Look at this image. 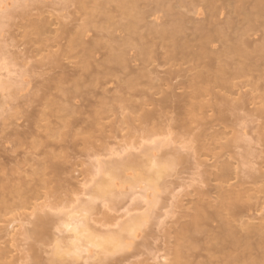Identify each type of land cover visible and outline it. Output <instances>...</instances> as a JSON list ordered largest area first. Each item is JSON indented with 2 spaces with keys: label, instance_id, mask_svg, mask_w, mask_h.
Listing matches in <instances>:
<instances>
[{
  "label": "rangeland",
  "instance_id": "1",
  "mask_svg": "<svg viewBox=\"0 0 264 264\" xmlns=\"http://www.w3.org/2000/svg\"><path fill=\"white\" fill-rule=\"evenodd\" d=\"M165 1L157 0V5L156 0H129L146 8L145 22H152V17L160 14L168 19L167 15L174 12L189 19L180 34L174 33L173 23L168 22L156 33L142 26L126 36L128 45L120 50L127 53L130 61L124 70L108 62L107 47H93L90 67L81 63L88 59L84 50L98 38L97 33L107 38L114 27L120 28L111 23L126 24L130 19L117 1L98 0L95 4L92 0H0V199H5L7 205L0 204V252L6 255L0 263L31 264L28 258L34 252L41 262L51 264L172 262L177 227L174 222L184 209L194 206L198 192L207 188L203 184L205 166L200 167L196 161H206L214 172L217 158L214 153L198 151L192 137L183 136L177 129L171 136H151L152 126L142 125L140 117L161 109L152 102L160 99L163 92L181 96L190 92L188 87H176L181 77L171 79L167 72L189 70L197 64L201 69L206 63L211 65L207 73L212 78L205 84L202 97L209 108L193 114L168 108L161 114L162 120L174 118V124L185 121L196 127L204 118L200 114L206 111L205 118L215 121L213 130L222 133L218 143L226 145L215 153L221 154L233 170L231 180L228 178L224 186H240L247 190L244 200L250 196V204L259 202L256 210L243 215L235 226L241 230L242 222L254 226L264 223V10L257 7L264 0H246L242 12L218 0L219 6L228 9L225 16L216 24L211 20L202 23L209 33L216 28L225 33L206 43L209 58L200 62L193 53L199 48L194 31L202 16L179 6L178 0ZM205 2L196 4L200 7ZM103 13L115 19L107 21ZM246 14L252 19L248 20ZM77 18L79 24L93 23L88 29L82 27L84 42L77 44V55L60 58V64L56 63L53 54L60 52L61 45H54V40L67 26L75 25ZM228 19L234 24L227 25ZM44 21L49 22L44 35H36V27ZM94 26L104 29L100 32ZM180 44L191 45L182 49ZM102 62L111 70L96 77L93 84L82 82L76 94L70 92L73 84H58L55 79L56 72L83 67L93 70ZM218 66L227 69L224 82L217 78ZM219 97L224 99L220 101ZM238 99L248 102L242 108L228 107L230 101ZM220 103L225 108L221 116L224 121L218 118ZM213 130L209 132L213 134ZM120 165L126 167H120L114 178L111 168ZM253 177L260 180L255 182ZM103 180L113 181V185L111 192L100 198L95 188ZM20 190L26 193L23 197L17 195ZM217 199L218 191L210 193L209 201L216 203ZM89 202L94 210L92 214H81L87 228L76 241L63 225L71 212ZM31 203H46L48 207L35 211ZM36 215H46L52 222L43 242L28 237ZM135 218L141 220V226L132 236L123 228ZM88 234H101V238L120 234L124 250L105 252L90 246L85 238ZM74 242L84 250L78 260L71 248ZM200 247L193 252H201L209 259V253ZM89 256L93 258L86 260Z\"/></svg>",
  "mask_w": 264,
  "mask_h": 264
},
{
  "label": "bare ground",
  "instance_id": "2",
  "mask_svg": "<svg viewBox=\"0 0 264 264\" xmlns=\"http://www.w3.org/2000/svg\"><path fill=\"white\" fill-rule=\"evenodd\" d=\"M92 1L95 4L98 3L97 2L98 0H92ZM114 1H117V3L120 4L121 10H124L125 14L129 16L130 19L126 24H119L117 22L111 23L110 26H114L118 24L120 25L119 26L120 28L114 27L112 29L113 32H108L110 36L106 34L107 38L106 36L104 37H102V35L100 36L101 33H97L96 36L98 38H95V41L89 44V47L86 50H84V54L87 53L88 59H85L86 60L85 62L81 61V63H86L87 67L91 66V63H89L90 62L89 57L90 59L93 58L91 56V52H94V48L100 49L107 47L109 51L108 62L115 63L120 68L125 70L128 68L130 59L127 58V53H125L120 49L128 45L129 41L125 39L126 36H131L133 33H136L142 26L147 27V29L156 33V31H158V27L165 26L168 22L173 23L174 33L180 34L181 28L184 27L185 23L189 19L186 18L184 14H181L179 12L178 13L174 12L171 15H167L169 17L168 19L164 15L160 14L157 16L156 15L153 16L152 22H148V21L145 22L146 20L145 14L147 13L146 8L145 9L139 8L137 3L129 2V0H114ZM168 1L169 3H172L171 0ZM178 1L180 2L179 6L184 8L186 7L188 10L194 11L196 14H198L199 18L200 16H202V18L198 20L200 21L198 22L199 25L198 26L196 25L197 26L196 29L194 28L195 29L194 34H198L199 37L198 40V37L196 36L197 39L195 40L196 43L197 40L199 41L198 42L199 48H197L198 49L197 51L195 49L196 52L193 53L194 54L193 57L198 62L204 61V59L209 58V52L206 48V43L210 42L215 37L221 38L225 32L220 28H216L214 32L209 33L206 31L207 29L206 26L203 27L204 24L202 22L205 20L208 21L211 20L210 21L211 23L216 24V21L218 23L222 20V18L226 14L225 11L228 9L224 10L226 7L219 6L218 0H207V2H205V5L200 7H198L196 3L200 2L201 0L200 1L196 0L198 2H195V0H178ZM223 1L226 3V5H231L234 8V10L236 9L237 11L240 12L244 10V8L246 7L245 4H247L246 0H223ZM156 4L158 5L157 0H156ZM163 5L171 6L172 4L164 3ZM257 7L259 8V10H264V2L263 1L259 2L257 4ZM151 8L152 7L150 6V8L148 9ZM103 14L105 20L107 21L109 20L112 21L113 19H115V17H113L110 13H103ZM222 15L224 16L222 17ZM246 17L248 20L252 19L251 15L246 14ZM73 22L75 23V25H72L71 27L67 26L63 30L62 34L58 37V39L54 40V45L56 46L61 45L60 52L58 53L57 51L56 53L53 54L56 57L55 59L56 63H59L61 61L60 58L62 59L64 57L66 58L75 57L77 55L76 54L77 44L84 42V40L82 39H84L85 34L83 32L84 29L82 27L88 26L87 27L88 29L93 23V22L92 23L86 22L85 24H79L80 19L78 18ZM143 22H145L144 25H142ZM48 23H49L48 21H44V23L38 25L35 29L36 35L43 36L45 33L44 27H46ZM96 23L99 24L97 21ZM226 24L227 25L234 24V21L228 19ZM79 27L82 28L81 31L78 29ZM93 28L100 29V32L104 29L102 27H95V26ZM75 29L77 30L75 31ZM77 31L80 32L77 34L76 33ZM85 32L87 33L88 31ZM62 41H66V44H61ZM190 45L180 44L179 47L182 49L183 48L187 49L190 47ZM91 48L93 49L92 51ZM105 64H106L105 62L98 63V65L93 67V70H91V68L83 67L79 69H73L70 72H65V71L58 73L56 72L55 79L58 81L57 82L58 84H73L74 88L71 89L70 92L72 94H76L75 91L79 89V87L82 85V82L83 83L90 82L93 84L97 80L96 77H99L100 75H106L111 70V68H109L108 70L107 69L108 67ZM210 67H211L210 63H206L205 66L201 69L200 64H197V66L189 70L177 68L175 70H170L169 72H167L168 76L171 79H176L178 77H181V80H178L176 87L185 86L190 88L191 91L187 92L186 94L183 93L182 96L180 94L175 95L176 93L172 94L173 92L171 93L168 91L163 92V96L160 99L153 100L152 102V104L154 103L155 105L160 106L161 109L155 110L154 112H150V113L148 112L144 113L140 117L141 121H143L142 125L146 124V126L148 127L152 126L151 136L153 137H157L161 135L171 136L172 130L177 129L179 130V133L182 134L183 136L192 137L191 140L198 144L197 145L198 151H202L204 154L205 151L214 153L217 158L216 165H213L214 167L217 168L216 169L217 171L214 172L211 169H209V166H207L206 161L200 159L196 161L197 165L199 163L200 167L201 165L205 166L203 167L204 168L203 184H206L205 187L207 188L200 190L198 192L199 199L196 201L194 206L192 205L193 207L184 209L182 215L179 218H177L178 220L174 222V224L177 225V227L175 228V244L172 249L175 254L170 264H264V223L254 226V225H249L246 222H242L241 230H239L235 226V223L240 222L239 220L243 215H249L248 212L253 211L252 209L257 207L259 205V202L253 205L250 204V200H248L250 196L246 198V200H244V196L245 194H247V190L239 188L240 186L238 188L235 187L234 189H228L226 188V186H224V184L228 182V178L233 170L231 164L227 161L222 160V155L215 153V151L217 149L225 148L226 145L218 143L219 136L222 133L220 132V130L217 131L219 133L215 132L216 130L215 131L213 130L214 129L213 127H216L214 123L215 121L210 120L207 117L205 118L204 116L207 111V109L205 108L206 107L209 108V106H207V103L202 97H204L206 93L205 84H207L209 80L212 78L207 73ZM190 71L191 72L194 71V73H189ZM218 71L220 74L217 76V78L220 79L221 82H224L225 72L227 71V69H225V66H218ZM8 86L11 85L7 84V87ZM43 86H45V84H43ZM61 91L64 92L67 90L61 89ZM218 99L221 101L224 98L219 97ZM247 102L248 101L245 102L242 99L230 101L228 103V107L242 108L244 107V105L247 104ZM213 104L218 106V104L216 103ZM209 105L212 106L211 103ZM219 106H220L219 116L221 117L225 108H224V104L222 103H220ZM226 106L227 103L225 107ZM168 108H171L173 111H177V110L180 111L181 109L187 111L189 114L196 113L198 110H202V109L206 111L205 112L203 111L204 113L203 115L200 114L202 116L200 118L203 117L204 118L203 119L198 118L199 120H201L200 122H197L198 125L196 127H192L191 125L188 124V122L185 121L184 123L179 121L176 124H174L173 123L174 118L166 117V119L162 120L161 114L164 113V111L167 110ZM219 116H218L219 120L221 121L225 120L222 118L224 116L221 117L223 120ZM211 129L214 131L212 132L213 134L209 132L211 131ZM179 133L177 135H179ZM262 139H264L263 133L261 140ZM178 158L180 157H176V160H178ZM125 165L115 166L111 168L112 169L111 173L114 176V178L117 177L116 173L118 169H120V167L122 166L126 167ZM156 173L159 174L160 171ZM229 179L231 180V178ZM253 180L256 182L260 179L259 177H253ZM112 182L113 181H104V180L101 181L95 188L96 196L100 198H104L105 195L109 194L111 192V186L113 185ZM212 182L216 183V185L214 184L212 185ZM262 188L264 189V187ZM213 191H218L219 193V199H217L216 203L209 201L210 193H212ZM25 194L21 190L19 193H17V195L20 197H23ZM5 202H6L5 199L3 198L0 199L1 206L7 208ZM22 204L24 207L27 206L26 201H23ZM41 204L35 203L34 205H32L31 203L33 209L35 211L39 210L40 212H42L43 209H46L48 205H50L49 203L48 205L45 203L47 206L45 204L42 205ZM92 206H93L92 202H89L86 206L79 208V210L71 212L67 217V221L63 225L69 232L73 233L74 235L73 237L76 241H79V238H77V236H82L86 232L85 229L87 228V224L81 219V214L82 213L92 214L93 213L92 210H94ZM34 210L32 211L34 212ZM35 214L36 212H34V215ZM17 216L15 217V219H17ZM26 217L28 218V215ZM26 221H28V219ZM140 221L141 220L139 218H135L130 222H128L127 226H125L123 229L129 232L130 234H132V236H134L135 232H137V229L139 230V227L141 226ZM11 224L13 225V223ZM51 224L52 222L48 218V216L46 215L37 216L36 219L32 222L33 227L27 231L28 237L33 238L37 242L45 241L49 229L51 228L50 227ZM98 236L99 234L86 235L85 238L87 240V244H89L90 246L100 247L105 252L124 250V248L121 246L123 243H121L122 236L120 234L111 235L106 238H101L100 237L101 234L99 237ZM201 243L203 244L202 248L200 247ZM197 246L200 247V250L209 253V259L201 252H197V253L193 252L199 248ZM71 248L74 251V258H77V260L78 258L81 259V254L84 252V250H82V247L74 242L72 243ZM85 252H89V251L85 250ZM57 253L59 254V252ZM214 257L217 259V261L215 262L208 261L210 259L212 260ZM5 258L6 255L3 252H0V262H2ZM90 258L93 257L89 256L86 260ZM28 259L29 262L31 261V264L52 263L51 261L49 263L41 262L37 252L36 253L34 252ZM0 264H7V263H0Z\"/></svg>",
  "mask_w": 264,
  "mask_h": 264
}]
</instances>
